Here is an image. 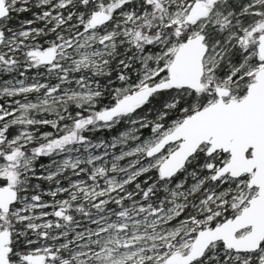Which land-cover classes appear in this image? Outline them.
I'll return each mask as SVG.
<instances>
[{"label": "snow or ice", "instance_id": "obj_1", "mask_svg": "<svg viewBox=\"0 0 264 264\" xmlns=\"http://www.w3.org/2000/svg\"><path fill=\"white\" fill-rule=\"evenodd\" d=\"M0 264H264V0H0Z\"/></svg>", "mask_w": 264, "mask_h": 264}]
</instances>
